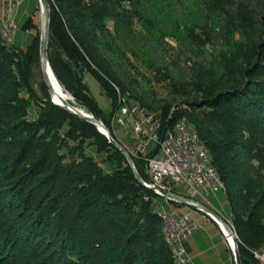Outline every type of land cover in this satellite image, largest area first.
<instances>
[{"label": "trees", "instance_id": "obj_1", "mask_svg": "<svg viewBox=\"0 0 264 264\" xmlns=\"http://www.w3.org/2000/svg\"><path fill=\"white\" fill-rule=\"evenodd\" d=\"M47 2V58L63 92L108 130L124 100L154 114L161 135L184 119L224 185L241 264H260L253 253L264 251V45L223 91L215 92L197 66L188 86L159 69L154 80L170 82L158 98L140 85L120 45V32H129L134 21L149 24L138 0ZM23 29L36 28L28 19ZM1 40L0 264H143V257L149 264H174L155 195L95 126L48 99L37 104V120L24 119L30 100L22 95L25 80L16 59L31 53L40 62L38 36L22 53ZM79 69L96 79L111 114L75 77ZM86 141L105 154L107 170L83 153ZM156 154L157 148L146 156ZM130 157L147 181L145 161Z\"/></svg>", "mask_w": 264, "mask_h": 264}, {"label": "rangeland", "instance_id": "obj_2", "mask_svg": "<svg viewBox=\"0 0 264 264\" xmlns=\"http://www.w3.org/2000/svg\"><path fill=\"white\" fill-rule=\"evenodd\" d=\"M124 6H128L127 3ZM137 9L149 20V24L134 21L129 32H120V45L126 59L133 66L140 85L145 89H153L158 98L165 97L170 81H155L157 70L167 71L172 80L188 86L194 75L193 68L197 66L199 70L209 74L206 82L212 86L214 84L215 92L223 91L237 82L243 71L254 64L258 56L257 50H262L264 45V0H138ZM11 19L17 26L12 47L21 53L26 51L35 35L40 42L42 29L38 0H23ZM28 19H31L36 29H23V24ZM1 43L7 46L2 40ZM26 54V57L17 58L16 61L21 64L25 80L22 95L30 100L24 119L32 123L38 118V103L48 99L57 104L45 89L40 62H33L32 54ZM83 82L99 109L105 115L111 114L110 99L101 91L96 79L90 73H85ZM64 94L68 98V104L88 113L75 106L76 102L70 95ZM59 107L67 110L63 106ZM110 130L111 137L126 149L129 156L135 157L134 152L139 155L133 149L135 135L129 128L111 123ZM153 147L154 144H151L149 150ZM83 149V153L104 166V153L97 152L87 141ZM61 152L65 154L66 150ZM104 169L107 170L105 166ZM175 192L184 195L180 187H175ZM200 202L223 220L230 221L228 202L223 190L216 191ZM166 207L175 211L172 204ZM180 211L190 212L191 208L182 206ZM192 218L199 222L200 227L183 243L189 264H230L229 258L231 264H235L232 253L225 250L226 244L216 226L211 222L207 223L201 213L192 215ZM142 260L143 264H149L144 257Z\"/></svg>", "mask_w": 264, "mask_h": 264}, {"label": "built area", "instance_id": "obj_3", "mask_svg": "<svg viewBox=\"0 0 264 264\" xmlns=\"http://www.w3.org/2000/svg\"><path fill=\"white\" fill-rule=\"evenodd\" d=\"M23 0H0V12L2 13V28L8 33L9 43L12 46L17 26L11 19ZM112 125L127 127L135 135L133 149L139 152L135 157L145 161V171L148 180L143 181L149 187L157 188L159 191V208L166 211L170 220V237L178 244V255L181 264H189L185 257L183 243L189 239L193 231L200 227L192 215L201 213L206 222L214 223L228 250L232 253L230 234H228V220H224L212 210L206 208L200 201L206 200L219 190L216 181H212L208 172L206 162L198 152V147L190 140L187 132H181L178 125L170 134H160L161 121L152 116H141L140 110H135L125 100L119 105L111 119ZM154 144L152 150L149 146ZM157 148L155 157L146 155ZM175 187H180L184 193L175 192ZM165 192L182 197L184 202L172 200L165 196ZM172 204L175 211L166 206ZM186 206L191 208L190 212H181L180 208ZM233 242V241H232ZM254 258L264 264V253H253Z\"/></svg>", "mask_w": 264, "mask_h": 264}, {"label": "bare ground", "instance_id": "obj_4", "mask_svg": "<svg viewBox=\"0 0 264 264\" xmlns=\"http://www.w3.org/2000/svg\"><path fill=\"white\" fill-rule=\"evenodd\" d=\"M39 8H40L41 29L44 30L45 16H44V13L42 11L40 4H39ZM1 26H2V13L0 12V38L3 40V42L6 45L10 46L8 33H6ZM44 72H45V76L47 77L49 84H50L52 100L59 106L64 105L65 107H67V105H70V103L68 104V98L62 92L59 84L57 83V81H56V79L52 73L51 68L50 69L46 68L44 70ZM132 106H133V108H135V110H140L141 116H152V118H154L155 120L160 121L154 114L146 112L140 106H137V105H132ZM73 110L77 114H87V113H83L82 111L77 110V109H73ZM178 125L180 127L181 132H187L190 135V140L194 144H196V147H198V152H201V156H202L203 160L206 162V167H207L208 172L211 174L212 181H216L218 184L219 190L224 191L225 190L224 185L220 181V178H219L218 174L216 173V171L212 168L208 153H207L204 145L201 143L198 135L191 128V126H189L185 122H177L171 129L165 131V133H163V134H170L171 131L178 128ZM101 132L104 134L106 133L104 131H101ZM142 185H143V187H145V188L149 189L151 192H153V194L155 195L154 199H159V191L157 190V188L149 187V185L144 184L143 181H142ZM154 201H155V205H156V213L158 214V216L162 222V233L164 236V241L168 245V247L172 253V258H173L174 264H181L179 261V255H178V244L176 243V240L173 239V237H170V220L167 217L166 211H164L163 208H159L158 201L157 200H154ZM228 234H230V238L233 241V242L231 241V244L233 246L234 241H236V235L234 233L231 221H228ZM254 253H264V251H258V252H254Z\"/></svg>", "mask_w": 264, "mask_h": 264}, {"label": "water", "instance_id": "obj_5", "mask_svg": "<svg viewBox=\"0 0 264 264\" xmlns=\"http://www.w3.org/2000/svg\"><path fill=\"white\" fill-rule=\"evenodd\" d=\"M39 4L42 8V11L44 13L45 16V24H44V30H41V37H40V44H39V57H40V66H41V72L43 75V79L45 82V85L47 87L48 92L51 95V88H50V84L49 81L47 79V77L45 76V72L44 70L46 68L50 69L49 63H48V58H47V41H48V22H49V8H48V2L47 0H38ZM66 60V59H65ZM67 61V60H66ZM83 74H84V70L83 69H79L74 71V75L75 77L79 80L82 81L83 80ZM63 107H65L63 105ZM69 112H71L72 114L82 118L83 120H85L86 122L90 123L91 125L95 126L96 129L98 130V132L100 134H102L110 144H112L115 148H117L122 154L123 156L126 158V161L128 163V165L131 167V169L134 172V176L137 179V181L139 183L142 184V180L141 178L138 176V174L136 173L132 160L128 154V152L126 151V149H124L116 140H114L110 133L109 130L102 124V122L96 120L91 114L87 113V114H77L75 113V111L73 109V106L71 105H67V107H65ZM101 131L106 132L105 134L102 133ZM149 190V189H148ZM165 196L172 199V200H179L181 202H184L185 199L176 195H173L171 193L165 192ZM217 215V214H215ZM218 216V215H217ZM223 223L226 225V223L223 220ZM233 259H234V263L235 264H241L240 261V257H239V253L237 250V242L234 241V245H233Z\"/></svg>", "mask_w": 264, "mask_h": 264}, {"label": "crops", "instance_id": "obj_6", "mask_svg": "<svg viewBox=\"0 0 264 264\" xmlns=\"http://www.w3.org/2000/svg\"><path fill=\"white\" fill-rule=\"evenodd\" d=\"M212 224H214V223H212ZM215 225V224H214ZM216 226V225H215ZM216 228H217V226H216ZM217 230H218V228H217ZM219 231V230H218ZM220 233V232H219ZM225 250H228V248L226 247V249ZM228 252H229V250H228ZM230 259L231 258H229V262H230V264H231V261H230Z\"/></svg>", "mask_w": 264, "mask_h": 264}]
</instances>
